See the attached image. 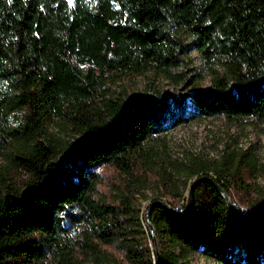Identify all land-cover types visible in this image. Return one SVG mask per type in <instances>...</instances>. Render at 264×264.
Segmentation results:
<instances>
[{"label": "trees", "instance_id": "1", "mask_svg": "<svg viewBox=\"0 0 264 264\" xmlns=\"http://www.w3.org/2000/svg\"><path fill=\"white\" fill-rule=\"evenodd\" d=\"M191 50L204 86L109 85L146 70L179 79ZM218 116L264 124V0H0V264H158L138 202L147 188L182 200L179 213L148 209L160 264H193L197 251L264 264L257 156L225 145L179 161L149 144ZM204 174L233 210L206 178L186 204Z\"/></svg>", "mask_w": 264, "mask_h": 264}, {"label": "rangeland", "instance_id": "2", "mask_svg": "<svg viewBox=\"0 0 264 264\" xmlns=\"http://www.w3.org/2000/svg\"><path fill=\"white\" fill-rule=\"evenodd\" d=\"M189 61L178 66L175 71H183V78L172 77L165 72L146 70L142 73H132L109 83L114 93H136L140 90H163L174 95L185 93L189 85L204 86L209 83V74L195 50H191ZM49 131L57 132L54 126L48 127ZM153 147L160 150L162 158L187 161L193 156L217 158L225 145L249 149L264 164V124L256 123L249 119L227 120L223 116L201 118L178 125L167 131L163 137H155L149 141ZM196 175L189 179V183ZM261 184L264 179L257 177ZM188 186L182 190V196L187 198ZM145 197L138 198L143 214L147 203L153 199L155 192L151 188L145 189ZM155 199V198H154ZM182 200L175 202L173 206L179 209ZM143 224L148 229L145 217ZM156 237V235H155ZM157 239V248L160 249V241ZM154 247V245H153ZM193 264H211L212 260L205 259L198 251L189 257ZM86 264H92L90 262Z\"/></svg>", "mask_w": 264, "mask_h": 264}, {"label": "water", "instance_id": "3", "mask_svg": "<svg viewBox=\"0 0 264 264\" xmlns=\"http://www.w3.org/2000/svg\"><path fill=\"white\" fill-rule=\"evenodd\" d=\"M203 178H206L208 180H211L212 183L218 187V189L222 192L223 196L225 197L226 201H227V204L229 206V208L231 210H233V204L232 202L230 201L228 195L223 192V189L220 187V185L215 182L214 180H212V178L210 176H207V175H198L196 176L195 178H193L191 180V182L189 183V186H188V193H187V198H186V204L189 205L191 202H192V197H193V187H194V184L196 182H198L199 180L203 179ZM153 203H159L161 205H163L164 207H166L168 210H170L171 212L173 213H179L178 210L172 206H170V204H168V202L165 200V199H154V200H151L147 203L146 205V208H145V213H144V217H145V221L147 223V226H148V231L151 235V238L153 240V245H154V250H155V254H156V259H157V262L158 264H160V255H159V250L157 248V239L155 237V233H154V228H153V225L151 224V222L149 221L148 219V215H147V212H148V209L150 207L151 204ZM240 214H243L240 213Z\"/></svg>", "mask_w": 264, "mask_h": 264}]
</instances>
